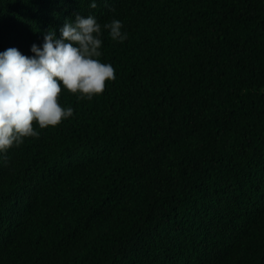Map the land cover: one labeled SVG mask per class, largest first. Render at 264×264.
<instances>
[{
  "label": "trees",
  "instance_id": "1",
  "mask_svg": "<svg viewBox=\"0 0 264 264\" xmlns=\"http://www.w3.org/2000/svg\"><path fill=\"white\" fill-rule=\"evenodd\" d=\"M89 3L0 0V51L92 15L114 69L0 153V264H264V0Z\"/></svg>",
  "mask_w": 264,
  "mask_h": 264
},
{
  "label": "clouds",
  "instance_id": "2",
  "mask_svg": "<svg viewBox=\"0 0 264 264\" xmlns=\"http://www.w3.org/2000/svg\"><path fill=\"white\" fill-rule=\"evenodd\" d=\"M89 7H96L90 0ZM113 40L123 41L121 21L104 23ZM43 34L40 46L31 44L33 55H24L16 47L0 51V153L23 137L37 136L32 121L40 128L56 125L72 114L71 107H61L57 95L61 85L67 90L90 99L104 88L106 79L114 78L109 63L97 59L101 55V25L92 15L64 23Z\"/></svg>",
  "mask_w": 264,
  "mask_h": 264
}]
</instances>
